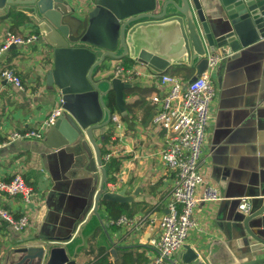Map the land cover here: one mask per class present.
<instances>
[{
    "label": "crops",
    "instance_id": "0c3cea01",
    "mask_svg": "<svg viewBox=\"0 0 264 264\" xmlns=\"http://www.w3.org/2000/svg\"><path fill=\"white\" fill-rule=\"evenodd\" d=\"M12 11H22L31 17L19 25L21 33L18 34H25L33 25L40 38L30 44L13 45L0 55V69L2 66L14 67L26 86L19 90L0 76L2 132L38 128L62 96L58 87L47 83L53 54L42 40L37 20L27 8ZM12 11L0 14L7 15L0 25V38L5 28L15 32ZM207 15L212 17L209 12ZM118 60L126 65L127 60L133 59ZM133 61L132 67L151 70L144 63ZM174 66L178 70L186 65H171L167 71L176 74L171 71ZM187 67L183 68L182 77L189 76L190 79L195 68ZM212 77L218 92L207 126L202 165L205 175L218 184L222 198L197 204L195 217L198 224L186 243L210 255L214 264H224L229 258L238 262L263 258L264 39L228 55L224 67L221 69L220 62ZM125 80L135 89L134 92L128 90L125 96L127 115H121L126 123L125 136L123 140L115 141L119 155L113 157L120 164L116 170L108 166L109 173L114 176L108 185L112 190L128 186L127 193L140 186L139 195L143 199L128 203L131 215H126L134 218V224L108 225L112 239L124 246L116 248L119 262L116 263L112 252L114 246L105 231L93 220L85 230V244L78 249V264H127L123 260L126 254L132 255L128 264H146L157 253L154 240L158 238V218L167 210L166 201L175 175L161 158L164 131L152 123L155 104L151 96L157 89L147 84L145 78ZM111 138L107 142L100 140L104 149H109ZM71 168V155L63 149L50 147L46 138L0 142V179L10 180L16 173H22L37 192L32 226L27 232L15 230L0 216V264H13L19 259L17 248L28 235L42 232L68 234L74 222L77 229L85 218L82 211L87 203L90 181L85 177L77 178L76 173L81 169L78 166L69 176ZM112 184L115 186L111 187ZM243 197L251 200L253 212L247 223L250 213L244 214L237 207ZM18 198L0 196V205L20 214ZM102 208L107 220L121 215L114 216Z\"/></svg>",
    "mask_w": 264,
    "mask_h": 264
},
{
    "label": "water",
    "instance_id": "95a60500",
    "mask_svg": "<svg viewBox=\"0 0 264 264\" xmlns=\"http://www.w3.org/2000/svg\"><path fill=\"white\" fill-rule=\"evenodd\" d=\"M90 4L80 12L71 0H0V14L30 10L43 42L52 49L47 83L60 89L64 111L47 131L46 143L71 155L69 176L78 166L77 178L90 181L82 211L85 218L77 229L74 222L68 234L26 236L13 264H78V249L85 244V230L93 220L105 231L119 262L116 248L124 246L108 232L102 207L106 201L133 203L143 198L140 186L127 193L128 186L112 190L108 185L110 170L100 144L110 130L108 98L114 92L118 110L126 116L124 91L133 84L122 74L97 78L107 59L129 57L156 73L166 72L171 65L191 66L195 68L192 81L207 69L209 53L222 55V69L228 55L264 39V0H90ZM248 200V212L239 209L241 199L237 206L250 213L246 223L253 215ZM168 261L214 264L210 255L188 243ZM224 264H264V257L242 262L229 258Z\"/></svg>",
    "mask_w": 264,
    "mask_h": 264
},
{
    "label": "built area",
    "instance_id": "2783aa9c",
    "mask_svg": "<svg viewBox=\"0 0 264 264\" xmlns=\"http://www.w3.org/2000/svg\"><path fill=\"white\" fill-rule=\"evenodd\" d=\"M76 10L90 8V0H71ZM40 33L33 25L25 34L5 28L0 38V55L13 45H26L37 41ZM218 52L208 54L207 69L190 81L169 72L156 73L152 70L125 65L118 59H107L98 70L96 77H113L122 74L124 79L145 78V82L157 89L151 100L155 104L152 123L164 131L161 158L167 168L174 172L170 197L166 201L167 210L158 218V238L154 240L157 253L146 264H171L184 248L191 231L197 226L195 208L200 202H213L222 198L218 184L205 175L202 165L203 145L212 106L217 97V86L213 74L222 60ZM0 76L19 90L26 89L22 77L14 67L2 66ZM1 103V89H0ZM62 96L50 108L41 126L28 130L0 129V142L6 143L18 138L46 137L49 128L63 113ZM111 129L113 136L109 149L103 153L104 161L119 155V142L124 138L126 123L121 114L112 111ZM4 137V138H2ZM118 172L115 173L117 175ZM112 184L111 187H114ZM19 196L20 214L0 205V216L19 232H27L32 226L37 192L27 182L22 173H16L10 180L0 179V196ZM239 209L248 212L247 197L241 198ZM113 224H134V218L121 214L109 218Z\"/></svg>",
    "mask_w": 264,
    "mask_h": 264
},
{
    "label": "trees",
    "instance_id": "16d2710c",
    "mask_svg": "<svg viewBox=\"0 0 264 264\" xmlns=\"http://www.w3.org/2000/svg\"><path fill=\"white\" fill-rule=\"evenodd\" d=\"M7 15H0V25L3 23L4 19L6 18ZM12 16H13V20L14 23L12 25V29L17 32V33H21L20 30H18V27L21 23L31 20V17H29L28 15H26L24 12L22 11H12ZM133 60H127L125 63L127 66H132L131 64L133 63ZM189 77V76H188ZM188 77H185L186 79H188ZM135 87H131L130 89H125L124 94L126 96L127 91H132L134 92ZM108 105L111 108V110L113 112L118 110V105H117V101H116V96L114 92H111L108 98ZM127 109H128V104H126ZM112 135V129H110L107 133H106V137H105V141L107 142ZM103 148V147H102ZM107 149L103 148V153L106 152ZM108 166H113L115 167V170L118 169L120 162L117 161L116 159L112 158L109 161L105 162ZM114 179V176L112 174H110L109 180ZM104 207L105 209L112 215L117 216L120 214H128L131 215V213H129V209H128V203H120V202H112V201H106L104 202ZM131 254H126V256L124 257V261L125 263L127 262V264L130 262V258H131Z\"/></svg>",
    "mask_w": 264,
    "mask_h": 264
},
{
    "label": "rangeland",
    "instance_id": "374dc122",
    "mask_svg": "<svg viewBox=\"0 0 264 264\" xmlns=\"http://www.w3.org/2000/svg\"><path fill=\"white\" fill-rule=\"evenodd\" d=\"M176 67L174 66L173 68H171V71H173V72H175L177 75H179V76H182V75H184V71H183V68H188L187 66H181L178 70H176L175 69ZM172 69H174V70H172ZM169 71V70H168ZM167 71V72H168Z\"/></svg>",
    "mask_w": 264,
    "mask_h": 264
},
{
    "label": "flooded vegetation",
    "instance_id": "af4514ba",
    "mask_svg": "<svg viewBox=\"0 0 264 264\" xmlns=\"http://www.w3.org/2000/svg\"><path fill=\"white\" fill-rule=\"evenodd\" d=\"M111 126H112V124H110V129H111Z\"/></svg>",
    "mask_w": 264,
    "mask_h": 264
}]
</instances>
